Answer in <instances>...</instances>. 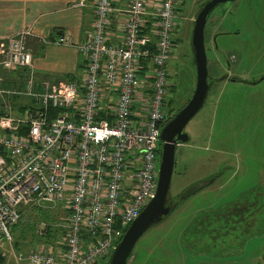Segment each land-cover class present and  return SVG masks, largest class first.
I'll list each match as a JSON object with an SVG mask.
<instances>
[{
	"label": "built area",
	"instance_id": "2783aa9c",
	"mask_svg": "<svg viewBox=\"0 0 264 264\" xmlns=\"http://www.w3.org/2000/svg\"><path fill=\"white\" fill-rule=\"evenodd\" d=\"M179 3L94 0L92 27L77 44L81 72L65 81L36 78L26 39L43 42L39 34L20 30L0 40V70H25L22 86L4 87L0 74V253L12 264H91L154 195ZM50 108L60 112L50 117ZM43 201L61 206L54 224L64 233L14 249L21 208Z\"/></svg>",
	"mask_w": 264,
	"mask_h": 264
},
{
	"label": "rangeland",
	"instance_id": "374dc122",
	"mask_svg": "<svg viewBox=\"0 0 264 264\" xmlns=\"http://www.w3.org/2000/svg\"><path fill=\"white\" fill-rule=\"evenodd\" d=\"M203 1L186 0L184 18L174 33L176 44L166 63L170 78L166 77L165 89L170 79L174 81L175 108L186 102L195 86L194 62L190 53L184 54V49H190L189 32L193 25L190 17ZM215 12L220 24L213 30L226 34L215 37L219 43L215 48L209 37L208 18L205 25L208 71L214 74L212 55H215L217 60L221 59L220 66L229 77H215L204 103L187 124L189 139L175 148L169 196L177 205L143 232L125 264H264V80L258 81L261 71L264 73V58L260 59L256 49L258 36L264 34V0H230L217 5L210 16ZM185 30L189 39L187 35L180 56ZM34 31L43 42L28 36L26 43L32 50V44L42 42L34 52L37 71L51 78H64L66 71L80 74L77 64H82L83 57L74 44L55 42L51 35ZM52 37L57 39L56 34ZM215 174L219 176L210 185L188 191V197H178ZM256 190L263 204L256 213L260 228H251L240 235L211 223L199 224L205 212L223 211L241 194L249 195ZM35 204L49 214V220L40 217ZM23 210L22 221L12 229L14 249L26 252L36 248L37 243L51 242L42 235L48 223L61 221V206L43 201L27 205ZM41 220L47 225L39 230L37 223ZM15 240L18 245L14 244ZM5 246L0 239V248ZM1 254L6 257V264H12L11 257ZM106 260L99 258L94 264H106Z\"/></svg>",
	"mask_w": 264,
	"mask_h": 264
},
{
	"label": "water",
	"instance_id": "95a60500",
	"mask_svg": "<svg viewBox=\"0 0 264 264\" xmlns=\"http://www.w3.org/2000/svg\"><path fill=\"white\" fill-rule=\"evenodd\" d=\"M230 0H205L193 20L190 46L195 66V86L188 100L172 118L162 124L158 137L160 157L158 163L157 186L154 195L143 206L139 214L125 228L120 240L114 246L108 264H125L137 239L151 225L159 222L171 210L169 187L174 166V152L177 143L187 141L189 134L184 130L186 122L204 103L209 87L214 81L207 66L205 50V25L211 11L220 3ZM224 76H220L219 79Z\"/></svg>",
	"mask_w": 264,
	"mask_h": 264
},
{
	"label": "crops",
	"instance_id": "0c3cea01",
	"mask_svg": "<svg viewBox=\"0 0 264 264\" xmlns=\"http://www.w3.org/2000/svg\"><path fill=\"white\" fill-rule=\"evenodd\" d=\"M80 1L83 4H78ZM116 1L121 2L123 0ZM93 17L94 0H0V40L8 38L20 30L30 29L34 33L36 30L51 35L50 39L54 41L53 34H56L57 38L66 35V44H74L77 47L79 41L88 35L92 27ZM262 35H259L256 41L258 49ZM41 46L42 44H32L31 50L27 45L31 54V66L38 80L56 82L65 81L75 76V73L66 71L64 78L59 76L51 78L37 71L39 67L34 62V52ZM77 66L81 70L82 64L78 63ZM19 70H0V74L4 76V87H14L18 83L19 86H22V81L18 78ZM23 107L22 102H19V110Z\"/></svg>",
	"mask_w": 264,
	"mask_h": 264
},
{
	"label": "flooded vegetation",
	"instance_id": "af4514ba",
	"mask_svg": "<svg viewBox=\"0 0 264 264\" xmlns=\"http://www.w3.org/2000/svg\"><path fill=\"white\" fill-rule=\"evenodd\" d=\"M203 2L201 4H203ZM185 3H186V0H180L179 7L177 9V21H176V25H175L174 31H173V46L176 44L175 41L177 40V38H175V36H174V33H176V29L178 27V24L180 23V20L182 18H184ZM198 10L196 11V13L198 12ZM213 14L211 16L209 15V22H211V25L208 28L209 29V37H211L212 45H214L215 48H218L219 43L217 41V43H218V45H217L215 37L217 38L218 35H222V34H226V33H223L221 30L220 31H218L216 29L213 30V28L215 26H218V24H220V22L217 21L218 13L215 12ZM195 16H196V14H194L193 16L190 17V24L193 23ZM212 30H213V32H212ZM187 31L185 30L183 37H182V39H183L182 44L183 45H182V48L179 50L180 56H182L183 46H186V44H187V35H188ZM211 32H212V36H211ZM234 32H237V31H234ZM189 35L191 38V32H189ZM189 35H188V39H189ZM204 35H205V31H204ZM188 45H189L190 49H184V54L186 53L185 55L189 56V53H190L192 56L190 41L188 42ZM256 49L258 52H260L259 53L260 59L264 58V55H261V54H264V34L262 35V38L260 40L259 49H258V47H256ZM185 50L187 52H185ZM169 57H170V55H169ZM169 57H168V59H169ZM231 57L233 58L234 55L231 54ZM212 60H213L212 68L214 70V74L209 72L210 76L213 77L214 80H216L215 77H219L221 75L224 76L223 78H225V77L228 78L229 76L225 72H223L222 67L220 66V64H221L220 62H222L221 59L217 60L216 56L212 55ZM207 63H208V58H207ZM262 68H263V66H262ZM169 76H170V74L168 72H166V77H169ZM233 78H234V76H233ZM217 80H219V79L217 78ZM261 80L262 81L264 80V73L262 71L258 77V81H261ZM212 83H213V81H212ZM212 83H211L210 87L212 86ZM165 92H166V103H167V115H166V119H165L164 123L167 120H169L170 118H172L174 116V114L177 112V110L182 106V105H180L177 108H175L174 81H172L171 79L169 80V87H166ZM232 110H233V108L231 107L230 111H232ZM191 118L185 124V127H184L185 131L187 130L186 127H187V124L189 123V121L191 120ZM227 121H228V119H227ZM189 129L191 130V128H189ZM184 142H186V141H184ZM184 142H182V143H184ZM182 143H177L176 146L182 145ZM161 144H162V141L159 140V145H161ZM157 149H158V147H157ZM159 157H160V155H159ZM158 163H159V160H158ZM212 176H214V177H212ZM218 176L219 175H217V174L211 175L210 178H214V179H212L213 181L209 179V181L200 182V183L196 184L195 186L188 188L187 190H185V192H182V194H180L178 197L182 196V198H183L186 196L188 191L189 192H191L192 190L195 191V190H198L199 188H202L205 185L206 186L208 184L210 185L212 182L217 180ZM208 182H210V183H208ZM169 201L170 202L172 201L170 196L168 197V202ZM261 207H262V202H261V197H260L259 191L251 192L249 195L248 194H245V195L241 194L237 200H234L233 202L228 203L223 211L217 210V211L213 212V214L211 212H205L204 213L205 216H203L200 219V221H198V222H199V224L211 223L212 225H214V227H217V228L218 227H224L227 232L235 231V232L239 233L240 235H242L243 233H245L246 230H251V228L254 229L257 226H259V224L256 223V213L260 210ZM260 227L261 226H259V228Z\"/></svg>",
	"mask_w": 264,
	"mask_h": 264
},
{
	"label": "trees",
	"instance_id": "16d2710c",
	"mask_svg": "<svg viewBox=\"0 0 264 264\" xmlns=\"http://www.w3.org/2000/svg\"><path fill=\"white\" fill-rule=\"evenodd\" d=\"M202 4H200V6H201ZM38 44H42L41 42H39ZM20 74H19V79H20V81H22L23 80V78H24V75H25V70H23V69H20L19 71H18ZM72 78H73V76H72ZM72 78H70V79H72ZM49 112H50V114H51V116L50 117H54V115H56V114H58L59 112H60V108H50L49 109ZM3 152V150H2V148L0 147V153H2ZM159 155H160V145H159V147H158V149H157V156H158V159H159ZM212 177H214V176H212ZM209 179H214V178H209ZM209 181V180H208ZM257 191V190H256ZM186 196H187V194H186ZM171 204H172V209L177 205V203L171 198ZM260 203V202H259ZM261 204V203H260ZM263 205V204H262ZM27 206V205H26ZM26 206H23L22 208H21V218H20V220L13 226V228H16L17 226H18V224L22 221V217H24V208L26 207ZM34 206H36V208L37 209H39L38 210V212H39V214L41 215L40 217H42V218H44V219H48L49 220V214L45 211V210H43V209H41L38 205H34ZM261 209V208H260ZM29 227V226H28ZM62 233H64V231H63V228H61V227H59V226H57V225H53L52 223H49V225L44 229V233H43V235L42 236H44V240H46V241H48V239H50V241L51 242H54ZM120 240V238L117 240V242ZM14 244L15 245H18V243H17V241L15 240V242H14ZM112 250L113 249H111V251L107 254V255H104L102 258H104V257H106L107 258V260H106V264H108V262H109V259H110V256H111V252H112ZM96 262V260L93 262V263H91V264H94ZM0 264H6V257L4 256V255H2L1 253H0Z\"/></svg>",
	"mask_w": 264,
	"mask_h": 264
}]
</instances>
